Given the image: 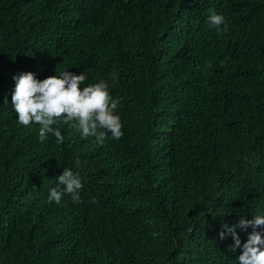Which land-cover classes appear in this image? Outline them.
I'll list each match as a JSON object with an SVG mask.
<instances>
[{
	"label": "trees",
	"instance_id": "obj_1",
	"mask_svg": "<svg viewBox=\"0 0 264 264\" xmlns=\"http://www.w3.org/2000/svg\"><path fill=\"white\" fill-rule=\"evenodd\" d=\"M65 69L108 82L120 139L17 123L14 76ZM261 210L264 0H0V264H237L219 233Z\"/></svg>",
	"mask_w": 264,
	"mask_h": 264
},
{
	"label": "clouds",
	"instance_id": "obj_2",
	"mask_svg": "<svg viewBox=\"0 0 264 264\" xmlns=\"http://www.w3.org/2000/svg\"><path fill=\"white\" fill-rule=\"evenodd\" d=\"M209 27L227 31L226 17L212 12L207 18ZM85 72L76 74L68 69L39 79L36 73L24 71L14 76L15 85L11 91V108L17 114V123L30 126L38 122V139L44 142L49 135L56 143H63L64 135L59 124H68L82 137H95L103 143L110 133L111 138L120 139L123 133L121 117L116 111L117 101L110 95L106 80L83 85ZM7 99V98H6ZM8 102V100H7ZM9 103V102H8ZM81 161L76 159L73 167H66L62 174L55 177L56 184L48 189L47 201L60 205L65 195L74 203L81 201L84 187L80 172ZM251 226L246 242L241 241L237 229L247 230ZM231 234L234 243L229 249L235 251L242 245V252L236 258L237 264H264V210L241 215L237 224H224L219 233L220 239Z\"/></svg>",
	"mask_w": 264,
	"mask_h": 264
}]
</instances>
